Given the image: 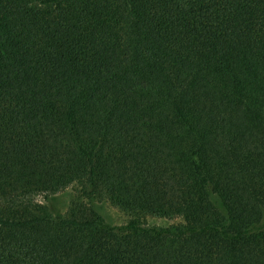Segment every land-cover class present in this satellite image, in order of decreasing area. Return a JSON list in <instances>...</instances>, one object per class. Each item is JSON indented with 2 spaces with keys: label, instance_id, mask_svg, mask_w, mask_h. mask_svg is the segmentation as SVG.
Wrapping results in <instances>:
<instances>
[{
  "label": "trees",
  "instance_id": "1",
  "mask_svg": "<svg viewBox=\"0 0 264 264\" xmlns=\"http://www.w3.org/2000/svg\"><path fill=\"white\" fill-rule=\"evenodd\" d=\"M0 264H264V0H0Z\"/></svg>",
  "mask_w": 264,
  "mask_h": 264
},
{
  "label": "rangeland",
  "instance_id": "2",
  "mask_svg": "<svg viewBox=\"0 0 264 264\" xmlns=\"http://www.w3.org/2000/svg\"><path fill=\"white\" fill-rule=\"evenodd\" d=\"M78 186L76 184L70 185L69 187L57 192L52 195L51 201L49 202V206L51 210H55L61 213H66L71 204V200L78 195ZM83 200L81 198H78ZM39 201L46 203L41 197L38 199ZM92 203L94 206L103 213V215L111 222L119 224L124 223L129 219L127 213L123 210L112 204L107 199H93ZM148 221L152 224L159 225H170L174 223H179L182 221L181 217H176L174 219L168 218H159V217H148Z\"/></svg>",
  "mask_w": 264,
  "mask_h": 264
}]
</instances>
